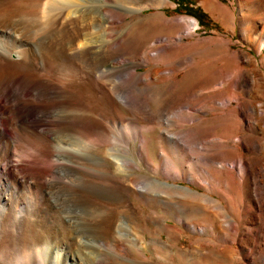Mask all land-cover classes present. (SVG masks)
Listing matches in <instances>:
<instances>
[{
  "label": "bare ground",
  "instance_id": "1",
  "mask_svg": "<svg viewBox=\"0 0 264 264\" xmlns=\"http://www.w3.org/2000/svg\"><path fill=\"white\" fill-rule=\"evenodd\" d=\"M104 1L105 3H101V0H51V3L49 2L51 5L50 12L52 13V10H54L52 15L54 13L56 15L47 21V26L45 25L46 28L49 27L52 31L47 35L46 39L42 38L43 42H39L40 45L38 43L41 50L37 46L38 49L19 48L13 50L6 48L5 45L3 46V31L7 28L10 29L7 22L11 17L8 14L3 16L4 5L3 0H0V216L5 221L13 219L16 221L18 228H20L12 237L18 245H21L20 247L24 248L18 254L27 256L36 252L38 257L41 258H39L41 261L39 264H50L42 260L41 253L43 251L40 252V248L47 238L43 232L37 229L34 220L25 217V214H22L19 212V208H16L20 204L24 205V210H27L31 202L36 199L34 195L37 193L41 194V197L47 198L49 203L46 209L41 210L42 215H40V218H42V221L44 218L46 220L44 221L48 223L53 218L55 225L67 219L68 216H65V219L61 215V210L65 206H84L87 207V209L85 208L87 211L88 208L94 211L97 210L98 212L95 211L96 213L92 211L95 215L101 216V211L105 213V209L100 211L99 206L103 208V206L111 204L116 205L117 202L121 205L119 202L123 203L128 198V195H142L146 193L157 205L164 206V210L165 207L175 210L176 215H178L175 218L180 224L200 230L205 234L208 232L209 236H205L208 238L202 235L204 238L197 237L193 239V241L197 242L196 245H198L195 247L197 248L195 251L197 252L198 250L199 254H202L200 258L201 264H264V251L260 252L257 257L253 255L251 244L254 241V232H250L247 226L252 227L257 223L264 226V101L259 99L260 95H264V74L261 73L259 77L257 60L242 50H231L229 39H223L222 37L212 38L209 41L214 42L215 48L213 53L217 59L222 60L223 65L216 63L203 65L205 67L203 69L204 79L201 82L187 80L189 83H182V87H180L179 81H181V78L177 77L175 69L170 66L161 68L156 61H158L159 55L165 48L170 50L175 48L178 50L179 47L181 48L185 45L183 43L182 32L177 35L164 32L156 37V39L158 38L157 40L163 41L156 44L153 41L150 44H145V38H143L144 40L135 39L132 34L135 33L133 32L135 28L143 25H149V23L162 24L160 22L172 25L176 23V19L169 20L163 15H159L156 18L148 19L151 21L138 20L121 37L116 36L117 31H119L116 22L125 16L118 12L119 8L127 11H138L147 6L160 7L162 0ZM46 2L42 4L47 6ZM40 3L41 0H36V2L32 0L29 5L31 4L30 7H32L35 4L37 8ZM202 5L207 11L211 13L216 12L223 20L228 15L227 11L217 5L214 0H204ZM239 5L241 9H245L240 20L245 25L241 29L247 31L248 38L246 42L249 45H256L255 49L258 52L264 46V35L262 32H257L254 18L258 13H264V0H241L239 1ZM47 14H49V11L46 12V16ZM11 15L14 16L13 13ZM188 23L193 26H191L192 28L195 27L196 22L193 23L188 20ZM22 28L25 29L24 27ZM26 30L24 31L26 32ZM38 31L40 32V30ZM249 32H251L250 35L248 34ZM33 33L36 34L35 31ZM142 36L144 35L142 34ZM168 54L171 53L168 52ZM182 55L184 60L191 57L186 52ZM167 56L173 57V53ZM182 59L180 56L181 61ZM152 62H155L154 65L151 64ZM143 63L148 65L149 69L137 71L136 67ZM242 63L247 64L249 68L243 69ZM192 69L193 67L188 70L192 72ZM59 70L65 72V75L61 78L55 77L56 75L53 73ZM236 71L237 73H235ZM216 72L219 79L213 85L211 76ZM162 76H166L172 82L169 81V85L167 84V87L165 86L166 88L162 91L160 90L161 93L157 94L158 108H154L156 111L151 109L148 113L144 114L148 119H152L157 110L158 112H165L169 108H179L178 110H181L184 107L186 112L181 114V111H179L177 115L188 116L196 113H192V110L198 111L199 108L205 105L210 110L212 109L210 107L213 105L212 103H218L220 105L218 107L224 110L220 115L222 122L228 120L231 122L232 119L236 120L239 134L227 135V139L239 141L242 144L243 152H240L238 149L232 151L228 147V144L220 138L209 140L210 143L212 141L215 145L212 144V147H208L205 139H207L210 129L206 130L205 126L195 127V129L190 128L186 131L187 126L184 130L181 128L180 131L163 128L161 129V136L158 138L161 149L159 152V162L156 163V167H160L161 171L168 176L183 177L193 181L192 183L195 182L207 190L206 192L216 194L218 196L217 199L205 192L202 193L187 188L184 185L167 183L158 178L153 179V181L147 180L142 178L137 172H132L133 169H131V172H127V168L134 167L133 162L135 163V159L129 155L127 157L125 153L120 151L123 153L121 154L112 144V140L115 138V132L113 134L112 131L116 128L117 124L121 126L125 118L132 120L130 117L117 114L115 109L117 104H123L131 110L132 114H138L136 109L139 108L140 102L133 97L134 94L132 92L134 91H132V85L134 83H131L143 80L145 81V86L148 84L146 82L151 79L158 81ZM132 79L134 80L129 83ZM176 82L179 84L177 85ZM206 89L210 90L205 92L204 90ZM143 94L141 97L144 96ZM152 95L155 97L156 93L153 92ZM193 96L199 101L192 102L190 97ZM233 102H236V105L229 109L228 105ZM146 103L150 104V102ZM60 106H66L68 109L66 115H64L65 117L61 118L62 120L59 122V124H62V130H66V133H59V136L62 137L64 135L66 137L65 141L67 145L64 143L65 146L61 144L60 146L58 145L59 142H55L56 134L50 128L53 121L49 117L53 113L58 112ZM150 106L152 107L151 104ZM135 114L133 116L136 117ZM231 115H234L235 118L232 117L231 119ZM166 117L168 116L166 115ZM166 117L164 120H166ZM194 118L198 117L195 115ZM142 119L145 120V118ZM168 119L170 120V117ZM128 120L125 119L124 121L128 122ZM132 121L128 122L127 125L137 122L136 120L135 122ZM226 124L229 123H225L224 125ZM135 125L139 129L135 132L132 139L141 134L138 142L139 150L141 151L142 148L146 149V137L140 133L142 126L147 130H151L155 128V124H147V126L141 124V126L136 123ZM38 128H41L42 131H39ZM192 140L195 144L205 143L207 146L208 154L203 158L207 162V165L201 169L196 167L193 161L185 164L186 152H183L191 143L188 141ZM129 142L128 145L130 144ZM163 143L166 148L163 147ZM130 149L127 151L130 152ZM54 156L62 158L64 161L55 162L54 158H52ZM226 158H229V161H226ZM148 159L146 160L148 161ZM218 159H224L225 162L217 161ZM176 161L178 164L175 163ZM156 169L154 170L156 171ZM223 170H226L231 175H235L239 179L240 189H233L228 179L225 180L220 177ZM120 171L126 172L118 174L117 172ZM56 174L57 176H54L51 180L48 179V176ZM64 176H68V179L64 180ZM240 190L245 194L244 199L240 197ZM31 194L33 197H31ZM235 195L241 203L243 201L242 204L245 208L249 209V207H252L254 209L253 211L246 210L245 213L246 217L243 222L247 227H242L240 242L237 241L242 249L241 253L238 249L235 250L234 246V248H229L226 244L230 238V242L233 243L238 229L236 221L234 219H227L222 212L225 208L222 200L230 204L234 200ZM17 196H22L17 201L19 203L15 202ZM102 201L108 204L103 205ZM105 208L108 209L109 207ZM109 210L111 209L109 208ZM112 210L114 209L112 208ZM126 210L125 212L128 213L130 209L128 210L127 208ZM198 210L208 213L212 217L218 216L217 224L210 223L203 225L193 222L190 217ZM144 211L142 212L144 213ZM109 212L111 213V211ZM125 212L123 210V213ZM133 212V209L131 214L129 212L130 216H133ZM167 213L171 214L169 211ZM94 214L93 217L97 219L98 216L96 217ZM76 216L78 219L75 221L79 225L78 231L80 233L96 232L93 224L88 223L87 220V223L84 221L88 215L84 217L85 219L82 216ZM162 216L167 217L166 214ZM173 216L171 217L173 218ZM160 218L157 214L149 217V220L157 224L154 229L152 228L153 233L157 228L161 227L158 221ZM68 219L71 218L68 217ZM106 219L105 221H107ZM126 224L128 223L120 222L119 224H115L116 228H114V231L117 233H115L116 237L120 235L123 238L124 229L127 227ZM168 226H170L167 230L169 238L174 239L175 233L178 234L179 238L182 237L183 227L181 225L175 223ZM107 228L109 229V226ZM59 229H62V226ZM104 229L101 228L100 230H104L105 233L107 229L106 227ZM7 233H4V237ZM100 233L102 234V231ZM108 233H111V231ZM9 234L11 236L13 233ZM120 237L113 238L117 240ZM211 237L219 238L222 241L220 244H216L210 240ZM91 241L93 240H90L88 244L91 245L93 243ZM112 246L114 247L115 245ZM172 247L177 248L175 250L181 255L186 256L190 253L187 250L188 248L186 249L179 245ZM196 252L195 255H197ZM6 254L3 245V256ZM38 257H34L33 260L36 258V261H38ZM25 261L27 264H31L29 260V262ZM34 262L32 264H38V262ZM21 263L24 264L25 262L21 261Z\"/></svg>",
  "mask_w": 264,
  "mask_h": 264
},
{
  "label": "rangeland",
  "instance_id": "2",
  "mask_svg": "<svg viewBox=\"0 0 264 264\" xmlns=\"http://www.w3.org/2000/svg\"><path fill=\"white\" fill-rule=\"evenodd\" d=\"M31 1L32 0H6L4 2V0H3V5H4L3 16L8 14L11 17L8 19V22H7L10 29L7 28V29H4V31H3V46L5 45L6 48H11L13 50H16L19 48H22V49L23 48L24 49L29 48L30 49V48H37L38 47L39 50H41L39 47V45H40L39 42H43V39H46L47 35H49L51 33L52 29L47 27L49 29L48 30L45 27L47 21L50 18L55 17V15H56V13H54V15H52L54 10H52L53 11L52 13L50 12L51 11V5L49 4V2L51 3V0H48V2H46V0L45 1L41 0V3L39 4L40 8L39 7L36 8L35 4L32 5V7H30L31 4L29 5V3ZM33 1L36 2V0H33ZM203 1L204 0H162V5L160 7H154V6L148 7L147 6V7L141 8V10L139 9L140 11L139 10L138 11H127L125 9L119 8L118 12L121 15H125V16L121 20L116 22L117 27H118L117 29L119 30V31H117V33L115 32L116 36L121 37V35H123L126 32V30L128 31V29H130V27L133 24H135V22H137L138 20H148V19L156 18L159 15H163L165 18H167L169 20H172V19L175 20L176 19L175 22L177 24L174 23L176 26L174 24L169 25L165 22H160L162 24L158 23V25L155 23H154L155 25L153 23H149V25H143L141 27L135 28L133 30V32H135V33H132V34L134 35L133 38H135V39H141L142 40L143 38H145V44H150V43H152V41L154 44H156V43H160L163 41V40L162 41L157 40L158 38L156 39V37L158 35L163 34L164 32L168 33V34H172V35H174V34L177 35L178 33L182 32L181 34L183 35V43H185V45L182 46L181 48L179 47L178 50L175 48L171 49V50L165 48L164 51L159 55V57L157 59L158 61H156L158 66H160L161 68L170 66V67L175 69V73H176L177 77L179 79L181 78V81H179L180 84L178 82H176V84L177 85L179 84L180 87H182V83L183 84L189 83V82H187V80H190V81L195 80L197 82H199V81L201 82V80L204 79V72H203L204 70L203 69H205V67H203V65H206L207 63H211V64L216 63L218 65H223L222 60L217 59L216 55L213 53L214 48H215L214 42L209 41L212 38H217V37H222L223 39H229L230 45H231V50H234V51L242 50L243 52L248 53L250 57H254L257 60V68H258L259 77H260L261 73L264 74V46L262 47L261 50H258V52H257L255 49L256 45H249L246 42L247 38H248V35L246 33L247 31L242 30L245 27V25H243V23L240 20L243 12H245V9L244 8L241 9L240 5H239V1H241V0H214L217 3V5H219L220 7L224 8L227 11L228 15L226 16L225 20L220 18L216 12L211 13L210 11H207V9H205L204 6L202 5ZM44 2H46L48 5L46 6L45 4H42ZM15 3H16V5H15ZM21 3L24 5H22ZM101 3H105V1L101 0ZM44 5H45V8H44L45 10L43 9ZM48 6H50V7H48ZM245 7H248V6H245ZM31 8H32V10H31ZM28 9H29V11H28ZM26 10H27V12H26ZM43 10L45 11V14H44ZM47 11H49V14H47V16H46ZM12 13L14 16L11 15ZM188 20L193 22V23L196 22L194 25L195 26L194 28H192L193 26L191 24L189 25ZM248 20L250 21V19H248ZM254 20H255L257 32H262L264 35V22H263L264 21V13H261V14L258 13V15L255 16ZM148 21H151V20H148ZM28 22H29V24H28ZM12 24H13V26H12ZM21 25H23V26H21ZM17 27H19V28H17ZM22 27H24L25 29H23ZM34 27H39V28L35 29ZM14 28L16 29V31ZM26 28H27V30H29L28 32H27ZM5 30H6V32H5ZM7 30H9V31H7ZM24 30H26V32ZM38 30H40V32ZM34 31L36 34L33 33ZM14 32H16V33H14ZM118 32H119V34H118ZM142 34L144 36H142ZM248 34L250 35L251 32H249ZM35 35H36V37L34 38ZM31 36L33 37V39ZM23 37H24V39H23ZM40 38H41V41H40ZM37 39H39V40H37ZM147 41H148V43H147ZM155 41H157V42H155ZM38 43H39V45H38ZM14 47H15V49H14ZM170 51H172V52H170ZM165 52H167L166 53L167 55H172V53H173V57L167 56L165 54ZM168 52L171 54H168ZM184 52L189 53V55L191 57L190 58L188 57V59L185 58V60H184L183 55H182V54H184ZM180 56H181V59L183 58L182 61L180 60ZM166 61H169V62H166ZM154 63L155 62H152L151 64L154 65ZM151 64H150V66H152ZM200 66H202L203 68L202 67L200 68ZM192 67H193V69L191 72L188 69H191ZM242 67H243V69L249 68L247 66V64H245V63H242ZM148 69H149V66L144 64V63L141 64L140 66L138 65L136 67L137 71H145ZM187 72H189V73H187ZM53 73L56 76L54 74L53 75L57 78H61L65 75L64 74L65 72L63 70L54 71ZM235 73H237V71ZM218 76H220V75L218 74ZM211 77L213 80V85H214V83L216 84V81L219 79L217 77V72L214 75H212ZM261 77H262V75H261ZM133 80L134 79L130 80L129 83H131ZM169 81H170L169 78H167L166 76H162V78L159 79L158 81H154L151 79L150 81L146 82L149 85L146 84L145 86H144L145 81H143V80L138 81L137 82L138 84L136 83V81H133L131 83V84L134 83L132 85V91H134V92H132L134 94L133 97L136 100H139V102H140L139 108L136 109V112H138V114H137L138 116L135 113L132 114L131 110L126 108V106L123 104H117L115 109H116V112L118 115L124 116V117H130L132 120L134 119V121H132L129 118H125L127 120L129 119L128 122H131V121L135 122V120L137 122H135L134 124L132 123L133 125L131 123H129V125H127L128 122L124 121L125 120L124 119L123 123L121 122L122 123L121 126H120V124H117L116 128L113 129V131H112L113 134L115 132V135H114L115 138L112 140V144H113V146H115L117 148V150H119L118 152L121 151V152L125 153V155L127 157L132 156L135 159V163L133 162L134 167L131 165L133 168H131V167H129L130 169L127 168V172H131L132 171L131 169H133L132 172H135V173L137 172V174L141 175L142 178H145L147 180L149 179V180L153 181V179L158 178L159 180L167 182V183L184 185L187 188L197 190V191H200L202 193L205 192V193L209 194L211 197L217 199L218 196L216 194L206 192L207 190H205L204 188H202L201 186H199L195 182H194L195 183L194 184V183H192L193 181H191L187 178H183V177L168 176V175L164 174L163 171H161L160 167H156V163L159 162V152L161 149V145L159 144L160 142L158 141V138L161 136L160 135L161 131H162L161 129H163V128H167V129L172 130V131L173 130L174 131H176V130L180 131L181 128H182V130H184L185 127L187 126L188 128L186 127V129H185V131H186L190 128L195 129V127L199 128L201 126H205L206 130L210 129L208 131L209 135L207 136V139H205L208 147L209 146L212 147V144H213L212 141L210 143L209 140H212L213 138H220V139H223L224 142H226L228 144V147H230V149H232V151H235L238 149L240 152H243L242 144L239 141H233L231 139H227L228 138L227 135L239 134V132L237 130L236 120L232 119V117H234V115H231V119H232L231 122L229 120L222 122L220 119V115L222 112H224V110L221 109V107H218V105H219L218 103H212L213 105L215 104L217 106V108L214 105V107L216 108L215 109L214 107H212L213 105L211 104L212 105V106H210L212 108V109H210L211 111L208 109L207 105L201 107L203 110L201 108H199L198 111L192 110V113L196 112L197 114L193 113L191 115L194 117L196 115L198 118H194L191 115H188V116H183V115L181 116L180 114L177 115L179 111H181V114L186 112V109L184 107L183 108L181 107L182 108L181 110H178L179 108H169L165 112L164 111L158 112V110H157V113L155 112V114L152 116V119H148L147 117L144 116V114L148 113V111L151 109L158 108V104H157L158 103V98H157L158 96H157V94L161 93V91L167 87V84L172 82V81H170V82ZM140 90H141V92H140ZM209 90L210 89H206L204 91L207 92ZM158 91H160V92H158ZM149 92H151V93H149ZM153 92L156 93V96H155L156 98L152 95ZM141 93L142 94L144 93L143 94L144 96L141 97V95H142ZM259 99L261 101H264V95H260ZM190 100L194 103L199 101L194 96L190 97ZM146 102H150L152 107L150 106L149 103H146ZM142 104H144V105H142ZM155 105H156V107H155ZM235 105H236V102H233L232 104L228 105V108L230 109V108L234 107ZM66 109H67L66 106H60L58 108V112H56L55 114L53 113L49 117L53 121V124L50 126V128H52V130L56 134L55 135L56 136L55 142L56 143L59 142L58 145L61 144L62 146L63 145L65 146V144L67 143L65 141L66 137L64 135L62 137L59 136V133L60 134L66 133V130H64V129L62 130V128H61L62 124H59V122H60V120H62L65 117L64 115H66V112L68 111V109L67 110ZM154 111H156V109H154ZM134 114L136 115V117L133 116ZM166 115L168 117H170V120L168 119V117H166ZM165 117H166L167 121L164 120ZM142 118H145V120H143ZM192 118H193V120H192ZM185 119H187V120H185ZM189 121H191V122H189ZM156 122H157V124H156ZM158 122H159V124H158ZM136 123L138 125L142 124V125H146V126H147V124L148 125H150V124L154 125L155 124L154 125L155 128H153L151 130H147V129L143 128L144 126L141 125L142 129H141L140 133H142L146 137V140H145L146 149L142 148V150L146 152V153L145 152L144 153L147 156L143 153L142 150L141 151L139 150L138 142L140 140L139 136H141V134L137 135L136 138L132 139V137L135 135V132L139 129L138 127H136V125H135ZM162 123H163V125H162ZM220 123L221 124L223 123V125H221ZM225 123H229V124L224 125ZM55 125H56V127H55ZM38 130L42 131L41 128H38ZM127 132H129V133H127ZM211 133H212V136H211ZM213 133H214V135H213ZM115 140H116V142H114ZM128 142L130 143L129 145H128ZM188 142L189 143L191 142V143L185 148V150L183 152V153L186 152V154H185L186 163L185 164H189L193 161L195 166L199 167L200 169L203 166H206L207 162L203 159L208 154L206 144L205 143L195 144V142L193 140L188 141ZM209 144H211V145H209ZM213 145H215V144H213ZM130 147H131V149H130ZM163 147L166 148L164 143H163ZM129 149H130V152L127 151ZM117 150H116V153H117ZM140 152H141V155H140ZM123 153H121V154H123ZM118 155H119V153H118ZM145 156H146V158H145ZM52 158H54L55 162L64 161V159L62 160V158H58L57 156H54ZM147 158H149L148 161L146 160ZM58 159H59V161H58ZM228 159L229 158H226V161H229ZM149 160H151V162H149ZM217 161L225 162L224 159H218ZM175 163L178 164L177 161ZM135 164H136V166H135ZM209 165H211V163H209ZM186 167H184V168L187 169ZM154 169H156V171ZM125 172L120 171L117 173L118 174H124ZM54 176H57V174L51 175L50 177L48 176V179L51 180ZM220 177L222 179H225V180L228 179V182L233 189H235V190L240 189L239 179L235 175H231L226 170H223V172L220 174ZM63 179L67 180L68 176H64ZM34 189H33V191H34ZM20 191L23 192L24 190H20ZM143 195L146 197H144ZM22 196H17V199L15 202L19 201ZM41 196L42 195L39 193L34 195V197L36 199L31 202L32 206L30 205V207L27 210L26 209L24 210V205H20V204L16 208L17 209L19 208L18 209L19 212H21L22 214H25L24 215L25 217L31 218L32 220H34V222L37 226V229L40 232H43L44 236L47 238L45 243L40 248V252L43 251L41 253L42 260H44L45 262L47 261L50 264H201L200 258H201L202 254H199L198 250H197V252L195 251L197 249L195 247H197L198 245H196L197 242L193 241V239L194 238L196 239L197 237L204 238L205 236H209V234H207L208 232L206 233L207 234L206 235L205 233H203L200 230L192 229L190 227H187L186 225L180 224L179 222H177V220L175 218L176 216H178V215H176L175 210L167 209L168 207H165V210H164V206L161 207V206L157 205L152 199L149 198L148 194H146V193L142 194V195H128L127 196L128 198L125 201H123V203L119 202L121 205H119L117 202V204L115 203L116 205L113 204L114 206L112 204H111L112 206L111 205L108 206L107 202H106L107 203L106 204L105 201H102L101 203L103 205H107L105 207H109L111 209V210H109V208L107 209L104 206H103V208H101L102 206H99L100 211L102 209L103 210L105 209V213L107 214L106 216H105V213H103V211H101V212L104 215L101 213V216L100 215L98 216V214L97 215L94 214V213L98 212L97 210H95L96 211L95 212L92 209L94 211V213H93V211L88 208V211H89L88 212L86 210L87 207H84V206H79V205H73L70 207L65 206L61 210V215L65 219L67 216L71 219H68V217H67V219L65 221H63L64 223L62 222V223H59L58 225L54 224L55 220L53 218H51L50 223L45 222L46 220L44 218H43V221H42V218H40L41 217L40 215H42L41 210L46 209L49 206L47 198H43ZM31 197H33L32 194H31ZM139 197H141V198H139ZM240 197L245 198V194L243 193V191L240 192ZM17 203H19V202H17ZM222 203L225 205V208L222 210L223 215L229 220L234 219L236 221V226L238 229L237 233H236L237 235L234 236L233 243L230 242L231 238L229 237L230 240H228L226 242V244L229 246V248L235 247L234 249L235 250L238 249L239 252L241 253L242 249L240 247V244L237 241L240 242V233L242 232V227L246 228L248 226L249 231L254 232V241H253V244H251L252 245L251 250L253 252V255L255 257H257L260 252L264 251V226L258 225V223H257V224H254L252 227H250L249 225L246 226L243 222L245 217H246L245 216L246 210L247 211L248 210L253 211L254 209L252 207H249V209L245 208L244 205L242 204L243 201L241 203V201L238 200L236 195L234 197V200L231 201L230 204H228L225 200H222ZM36 208H39L40 210L36 209ZM112 208L114 210H112ZM124 208H126V209L128 208V210L130 209L128 211V213L125 212L126 209H124ZM132 209L134 212L132 213L133 216L132 215L131 216L136 218V219H133L130 216ZM144 209H147V210H145L146 212L144 211ZM121 210H122V212H120ZM123 210L125 213H123ZM109 211H111V213ZM138 211L141 213L139 214ZM142 211H144V213ZM168 211L171 212V214L172 213H174V214L171 215V214L167 213ZM85 212L88 213L87 215L90 218L86 217L87 215ZM129 212H130V214H129ZM36 213H40V214H36ZM92 213L96 217L98 216L99 218L97 217V219H96L95 217H93ZM149 213L151 214L150 216H152L153 214H157L158 216L161 217L158 220L159 225L161 227L157 228V230L154 233H153L152 228L154 229L157 224H155L151 220H149V217H150ZM164 213L167 215V217L162 216V215H165ZM74 214H75V216H74ZM76 215H78V217L79 216H82L83 218L86 217V219L84 218L85 220L82 218H80V219L84 220L86 223L88 221V223L93 224V227H94V229H96V232L80 233L78 231L79 225L75 221L76 219H78ZM90 215L92 216V218H94L93 219L94 223H93V221L91 222L92 218ZM112 215H113V217H111ZM128 215H129V217H128ZM135 215H136V217H135ZM173 215H175V216H173ZM104 216H105V219L107 218L106 219L107 221H105ZM107 216H110L112 218V220L110 217H107ZM171 216H173V218ZM193 216L190 217V219H192L193 222H196L198 224H203V225L210 224V223L216 225L217 224L216 221L218 220V216L212 217V215H208V213L202 212L201 210H198ZM138 217H140V218H138ZM119 220H121L120 221L121 223H128L129 224V225L126 224L128 228L126 227V229H124L125 232L123 235L125 237L122 235L124 239L122 237H120V235H117V237H116L117 233L114 231L115 230L114 228H116L115 224L120 223V222L117 223ZM143 220H144V222H143ZM4 221L5 220L3 218L1 219V216H0V264H22L21 261L23 263L25 262L24 264H27L25 260H27V262L30 261L31 264L34 261H35L34 263L38 262V264H39L41 262L40 261L41 258L38 257V254L36 252H33L27 256L18 254L21 251H23L24 248L20 247L21 245H18V243L15 242L12 237H13V235H15L14 233H17L18 229H20V228H18V226L16 225L17 224L16 221H14L13 219H11L9 221H5V222ZM108 221H110V222L107 224ZM73 222H74V224H73ZM175 223H177V224L181 225V227H183V233H182L183 235H182V237L179 238L178 234L175 233L173 236L174 239L169 238V233L167 230L170 228V226H168V225H172ZM52 224H54V225H52ZM106 225L109 226V229L107 228ZM60 226H62V229H59ZM105 227L107 229L106 230L107 233H106V231L104 233ZM101 228L104 230H100ZM74 231H76V232H74ZM101 231H102V234L100 233ZM110 231H111V233H108ZM11 232L13 234L10 236L9 233H11ZM4 233H7V235L5 237H4V235H5ZM184 233L188 234L189 236L185 235ZM113 237L114 238L120 237V238L116 240ZM190 237L192 238V241H191ZM14 238H16V236H14ZM107 238L111 239L112 241L108 240ZM205 238H208V237H205ZM103 239H105V240H103ZM90 240H93L91 242H93L94 244L93 243L91 245L88 244ZM210 240L214 241V243H216V244H220L222 241L221 239L215 238V237H211ZM116 241H118V242H116ZM3 245H4L5 253H7L5 256H3ZM16 245H18V246L16 247ZM112 245H115V246L113 247ZM176 245L177 246L179 245L180 247H183L186 249L188 248L187 250H189L188 252H190V253L187 255H189V256L181 255L179 252H177L175 250L177 248L172 247V246H176ZM192 246H194V248L192 250H190L192 248ZM18 247H20V248L18 249ZM195 252L197 255H195ZM34 253H36V254L34 255ZM29 256H30V258H29ZM32 256H34L36 258L38 257V259L39 258L40 259L38 261H36V258H35V260H33L34 257H32ZM31 257H32V259H31ZM5 258L7 259V261H5L6 260ZM22 259H24V260H22ZM3 261H5V262H3ZM204 264H206V263H204Z\"/></svg>",
  "mask_w": 264,
  "mask_h": 264
}]
</instances>
